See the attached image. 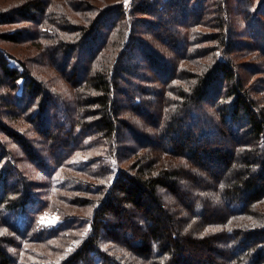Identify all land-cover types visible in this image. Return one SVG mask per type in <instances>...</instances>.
Here are the masks:
<instances>
[{"label": "trees", "instance_id": "16d2710c", "mask_svg": "<svg viewBox=\"0 0 264 264\" xmlns=\"http://www.w3.org/2000/svg\"><path fill=\"white\" fill-rule=\"evenodd\" d=\"M228 2L137 0L127 44L122 3L98 9L93 19L87 17L88 24L77 26L70 25L65 13L56 17L55 8L46 12L42 0L0 11V24L24 20L35 25L32 36L40 39L47 38L45 31L39 32L46 17L52 21L63 34L51 35L59 45L48 56L57 65L62 60L65 73L72 70L82 91L74 110L70 98L53 94L24 59L0 49V133L8 137L0 136L2 224L25 236L30 227L22 229L10 222L5 211L30 210L33 205L37 214L40 203L45 204L32 191L36 182L19 167L24 157L50 175L76 153L103 143L108 154L116 155L119 168L98 159L97 172L87 165L79 169L90 180H79L81 186L72 189L79 193L74 200L92 210L66 218L69 227L63 229L84 222L90 229L61 264H264V210L259 218L253 212L264 203V94L258 93L264 82L251 79L254 64H247L244 71L236 60L240 46L247 48L250 43L264 57V14L252 9L253 0H236L245 24L235 26L226 18ZM137 13L143 17L139 23ZM179 15L182 22L177 24ZM168 21L177 27V37L165 27L160 29ZM140 23L149 25L158 38L169 37L171 49L178 51L183 45L181 59L171 62L155 50V41L138 38ZM231 24L232 29H227ZM200 26L211 30H197ZM25 33L4 37L17 42ZM223 47L228 57L222 60L217 51ZM85 52L90 58L82 64ZM10 59H18L21 69ZM182 59L188 61L185 67ZM147 69L153 77L143 74ZM125 99L144 120L143 130H151L148 134L122 118L128 107ZM7 113L15 119L29 114L30 122L45 135L30 138L3 125ZM49 122L56 125V133H49ZM125 130L130 137H123ZM8 140L18 153L9 148ZM221 140L232 147L222 146ZM44 155L50 156V162ZM125 161L132 164L125 168ZM245 217L252 220H242ZM14 243V238L0 236V264L13 263L8 246Z\"/></svg>", "mask_w": 264, "mask_h": 264}, {"label": "rangeland", "instance_id": "374dc122", "mask_svg": "<svg viewBox=\"0 0 264 264\" xmlns=\"http://www.w3.org/2000/svg\"><path fill=\"white\" fill-rule=\"evenodd\" d=\"M26 1L28 0H0V11L4 12L11 10L15 7L22 5ZM42 1L46 2L45 4L46 12L49 13V11H52L50 9L55 8L57 9L56 17H60L61 14L65 13L66 17L71 22L70 25L72 26H77V24H88L87 17L93 19L98 9L100 11H105L106 10L105 8L111 7L112 4L122 3L123 9L127 15V27L129 29L126 32V41L123 43L127 44L129 42V37H131L132 35L131 29L132 26L135 24V22L133 21L134 16L132 17L131 13H133V9L135 7L137 0H91V2L89 1L90 3H81L82 2L81 0H42ZM253 1H254V5L252 9L253 10L258 9L257 10L258 12L264 14V6H262L264 4V0H253ZM168 4L169 2H167L165 5ZM198 5L199 4H197V6ZM59 6L61 8H58ZM179 6L180 7L178 10H181L180 14H182L183 4L179 3ZM191 6L186 8V11L188 13L192 11ZM224 6H226L227 20L228 19L231 20L230 22L236 24L235 26L237 25L242 26L245 24L243 23L242 16L240 17L238 16L241 9L238 7V3L236 2V0H229L228 5L224 3ZM227 7L232 9L229 10ZM135 16L136 18H138L136 19V21L138 20V23H139V18H143L140 15H138V13ZM50 19H54V17H51ZM155 21L160 22V20H155ZM193 21H186V22L190 23ZM174 22H176L177 24H180L182 22V18L180 17V15L175 18ZM45 23L46 25L43 28H41L39 32L45 31V36L47 38H41V39L38 36L35 37L32 36L35 25L28 23L24 20H20L17 23H13V24H0V49L5 52H10L14 54L19 59H24L26 61L27 66L31 69V71L32 72L34 71L38 74L39 78L43 82H45V84L48 86V89L52 90L53 94L60 95L63 98L65 97L70 98V101L72 102V108L75 110L78 107L77 99L79 95L82 96V91H79V88L77 89L75 85L76 83L75 80L77 79L74 78V76H72L73 75L72 70L67 69L68 74L65 73V71L63 70L64 68L62 66L63 61L62 60L59 61L57 65L51 59V57L48 56V53H51V50H53L57 45H59L58 43H56L57 40L55 38L50 39L51 35L57 32L59 33L61 31L58 30V28L54 25L52 21L47 20V17ZM164 23H161L162 26L160 29L165 27L166 29L169 30L170 35L175 34V37H177L176 35V32L178 31L177 27L173 26L171 21H168L167 23H165V26H163ZM232 25L233 24L227 26V29L229 28L232 29ZM255 26L257 25L255 24ZM138 30H139L138 31L139 35L137 37L142 38L144 40L148 39L150 41H155L156 43L155 50L158 51L159 54L164 56L167 60L171 62H177L181 59L180 53L184 54L183 45L179 46L178 51H176L175 49H171L168 45V42L170 40L169 37L166 38L163 37V39L165 40H163L162 38H158L156 34L150 31L149 25H146L145 23L144 24L140 23L138 25ZM197 30L210 31L211 29L204 26H200L198 27ZM157 31H155V33ZM19 32H26L24 34L26 35V37L20 38V40L17 42L7 41L8 39L4 37L5 35H13ZM246 42L247 43L250 42V39L248 37H246L245 39V43ZM206 44L215 45L216 43H206ZM202 46L204 47L205 45L202 44ZM249 46L250 47L247 48L243 44L242 46H240V51L237 52L236 60L240 64V68L243 69L244 71L245 70L247 71V67H248L247 64H251L250 66H253L252 64H254L257 68L254 69L253 70L254 73L250 75L251 79L254 81L258 80L264 82V79H262L264 78V75L259 74L260 72L264 71V69L263 70L259 69V67L264 63V57L261 56L258 52L253 50L254 46H251V43L249 44ZM124 49L125 46L121 48V50ZM43 51H45V54H43ZM217 55L222 60L228 57L224 47L217 51ZM89 58H90V52H85L82 54V57L80 58L81 59L80 62L82 64H86ZM17 60L18 59L16 60L10 59V63L12 66L21 69V64H19ZM74 62H76V60ZM181 63H183L182 66L184 67L185 65H188V61L183 59L181 60ZM142 64L144 63H140L141 66ZM60 66H62L63 69ZM261 68H264V64L261 66ZM145 70H143L144 71L143 74H147L148 69L147 71ZM147 75L149 77L154 76L152 73H149ZM262 87H264V83H262ZM123 88L125 89L126 87L124 86ZM260 89L262 90V93L261 92L258 93H260V95H263L264 88H260ZM127 91L129 92V90H126V92ZM124 106L125 108L127 106L128 107L127 110L124 109L122 111L121 113L122 118L125 119L130 125H133L137 129H139V132L141 131L144 134H148V132H150L151 130L149 131L143 130V127L140 124L141 121L144 120H142L140 115L135 113L132 110V108L129 107V102L126 99L124 101ZM2 110L4 111L5 109ZM9 116H11V113H7L6 115L3 116L2 118L3 125L6 124L9 128L15 129L19 131V133L26 134L30 138H43L41 135H43L44 133L41 134L40 132H38L36 127L32 124V122H30L31 116L29 114L26 115L25 117L24 115L20 114V116L18 115L17 119L10 118ZM12 117H15L13 113H12ZM54 124L56 123L54 122ZM49 125L51 126L48 127L49 133L52 132L56 133L57 132L56 125L53 124L51 125L50 122ZM65 131L66 132L69 131L67 126ZM66 132L60 136L64 138L66 136ZM123 135H124L123 137L126 138L130 137L126 130L124 131ZM0 136H4L5 138H8L5 136V133L4 134L0 133ZM96 138H98V136H96ZM7 143L10 149L18 153L17 152L18 147L14 143H11V141L9 140L7 141ZM220 144H223L222 146H225L227 145V141L221 140ZM113 146L115 147V145ZM227 147H232V145L228 144ZM44 157H46L45 159L47 162H50L48 159L50 158L49 155L47 156L44 155ZM98 159L107 162L111 161L114 163L115 166L119 168V163H118V159H116V155L108 154V151H106L105 145L103 143L97 146L95 149L83 153L82 152L76 153L75 156L72 157L71 159L65 160V163L63 165H61L60 167H56L55 170L50 175H46L42 173L41 170L35 167L31 162L29 163L27 159H25V157L24 159H22L23 161L21 162V164H19L20 169H22L23 171L25 170L27 172L26 174L30 181H32L33 183L36 182L35 183L36 186L34 185L32 191L34 192L36 198L38 200L40 199L41 201H44L45 204H43V202L40 203L42 210L39 211L37 214L32 212L33 205L29 206L30 208H32L30 210H23V211L18 210L15 213L14 212L11 213V211H5L4 215L8 220H10V222L16 223L17 225H19L18 227L22 229H24L26 225L30 227L27 233H25V236H22L23 234L22 231H21L22 234L20 236L13 234L12 231L7 226H4L2 224L3 221L0 218V236L6 235V237L14 238L15 240L14 244L8 246L10 250V254L14 259L12 264H61L63 261L69 258L73 252L77 250V248L81 245L82 241L87 236L90 229V225H87L88 223L84 222L81 225H79V227H77V223H76L75 228L70 227V229L65 230L63 228L69 227V223L68 221H64V220L70 217H76L80 215L85 216V214L88 215V213L92 210V208L90 209L89 207L80 206L79 200H74L79 195V193L73 192L72 189H74L77 186H81L82 183L79 180H90L86 176L80 174L81 172H79L80 171L79 169H81L82 166L87 165V168L90 171H93L94 173L99 170L98 167L95 165L96 164L95 161ZM68 161L69 164L65 165ZM129 164H132V161L130 162L125 161L123 163V166L127 168ZM13 181L16 180L12 179V182ZM66 203H70V205H67ZM262 210H264V203L261 206L253 209V212L255 214L254 217L259 218L261 216L260 214H262L261 212ZM33 215H37V217L35 218ZM251 218L245 217L242 218V220L246 219V221H250L252 220ZM138 219H142L140 215L138 216ZM56 229H59V232H57Z\"/></svg>", "mask_w": 264, "mask_h": 264}]
</instances>
